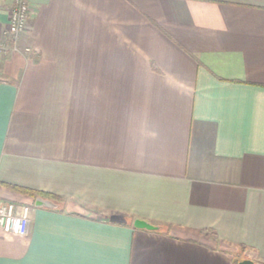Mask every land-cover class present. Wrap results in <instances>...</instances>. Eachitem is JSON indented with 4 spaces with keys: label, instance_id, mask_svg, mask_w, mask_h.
Instances as JSON below:
<instances>
[{
    "label": "crops",
    "instance_id": "obj_1",
    "mask_svg": "<svg viewBox=\"0 0 264 264\" xmlns=\"http://www.w3.org/2000/svg\"><path fill=\"white\" fill-rule=\"evenodd\" d=\"M31 5L0 52V200L31 221L0 264H264V0Z\"/></svg>",
    "mask_w": 264,
    "mask_h": 264
},
{
    "label": "built area",
    "instance_id": "obj_2",
    "mask_svg": "<svg viewBox=\"0 0 264 264\" xmlns=\"http://www.w3.org/2000/svg\"><path fill=\"white\" fill-rule=\"evenodd\" d=\"M32 11L31 0H14L10 11L9 27L6 34L13 44L0 39V52L10 48L18 50V40L27 29ZM32 207L15 201L0 200V233L27 235L31 221Z\"/></svg>",
    "mask_w": 264,
    "mask_h": 264
},
{
    "label": "water",
    "instance_id": "obj_3",
    "mask_svg": "<svg viewBox=\"0 0 264 264\" xmlns=\"http://www.w3.org/2000/svg\"><path fill=\"white\" fill-rule=\"evenodd\" d=\"M36 205L37 206H42V205L49 206L50 204L47 203L46 201H42L40 198H37L36 199ZM134 225L137 228L149 229V230H154V229L158 228L157 226H155V225H153V224H151L145 220H142V219L135 220ZM239 264H256V263L251 259H244V260L240 261Z\"/></svg>",
    "mask_w": 264,
    "mask_h": 264
},
{
    "label": "trees",
    "instance_id": "obj_4",
    "mask_svg": "<svg viewBox=\"0 0 264 264\" xmlns=\"http://www.w3.org/2000/svg\"><path fill=\"white\" fill-rule=\"evenodd\" d=\"M8 187L13 190V191H16L20 194H29V195H38L39 193L37 192H34L32 190H29V189H25L23 187H18V186H13V185H8Z\"/></svg>",
    "mask_w": 264,
    "mask_h": 264
}]
</instances>
